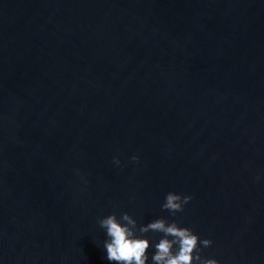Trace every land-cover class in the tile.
<instances>
[{
  "label": "water",
  "instance_id": "water-1",
  "mask_svg": "<svg viewBox=\"0 0 264 264\" xmlns=\"http://www.w3.org/2000/svg\"><path fill=\"white\" fill-rule=\"evenodd\" d=\"M113 213L264 264V0H0V264H114Z\"/></svg>",
  "mask_w": 264,
  "mask_h": 264
},
{
  "label": "clouds",
  "instance_id": "clouds-1",
  "mask_svg": "<svg viewBox=\"0 0 264 264\" xmlns=\"http://www.w3.org/2000/svg\"><path fill=\"white\" fill-rule=\"evenodd\" d=\"M133 160H138L136 156ZM119 164L120 161L115 159ZM192 199L188 195H180L169 192L165 197L162 208L172 215L184 210V205ZM105 229L107 240L104 248L107 252V260L114 264H146L148 261L147 250L149 240L137 236L152 232L163 233V238L155 244V254L152 256L153 264H218L215 259H205L200 255V245L208 247L212 241L204 239L200 241L198 235L188 227H180L176 222L168 223L165 219H156L146 226L137 229V221L127 213L119 218L115 213L99 221ZM171 237V239H169Z\"/></svg>",
  "mask_w": 264,
  "mask_h": 264
}]
</instances>
